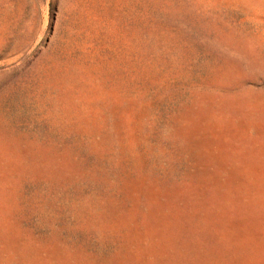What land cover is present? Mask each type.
<instances>
[{
    "label": "rangeland",
    "instance_id": "rangeland-1",
    "mask_svg": "<svg viewBox=\"0 0 264 264\" xmlns=\"http://www.w3.org/2000/svg\"><path fill=\"white\" fill-rule=\"evenodd\" d=\"M0 264H264V0H0Z\"/></svg>",
    "mask_w": 264,
    "mask_h": 264
}]
</instances>
